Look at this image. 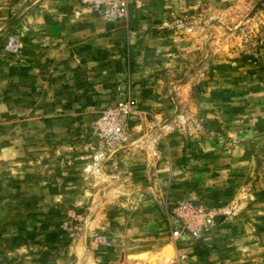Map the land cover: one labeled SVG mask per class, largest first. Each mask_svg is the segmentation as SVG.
I'll list each match as a JSON object with an SVG mask.
<instances>
[{
	"label": "rangeland",
	"instance_id": "rangeland-1",
	"mask_svg": "<svg viewBox=\"0 0 264 264\" xmlns=\"http://www.w3.org/2000/svg\"><path fill=\"white\" fill-rule=\"evenodd\" d=\"M41 2L0 0V264H264V0H129L117 21L77 0L110 32L58 67L23 27ZM181 201L215 214L195 241L171 237Z\"/></svg>",
	"mask_w": 264,
	"mask_h": 264
},
{
	"label": "crops",
	"instance_id": "crops-1",
	"mask_svg": "<svg viewBox=\"0 0 264 264\" xmlns=\"http://www.w3.org/2000/svg\"><path fill=\"white\" fill-rule=\"evenodd\" d=\"M41 3L42 9H37L35 13L29 10L25 13L24 19H22L25 21L27 19L30 20L23 26L26 31L40 34L41 39L38 43L36 39L37 47H35V43L32 46L29 45L37 50V64L43 65L40 59L44 55L47 60L52 59L57 67L67 65L68 56L79 59L83 66L90 64V61L95 62V57L91 54L93 40L101 41V35L106 37L110 32L109 26L101 27L98 24H93L97 22H91L92 17L83 14L87 12L79 8L76 9L78 7L76 4L77 0H42ZM43 6L45 7L43 8ZM94 17L97 20L96 18L98 17ZM20 25H23L22 21ZM29 46H26L23 53L29 52L27 49ZM76 50L78 53L75 52ZM48 56H51V58H48ZM28 67H31L30 63ZM31 81H36L35 84L37 85L38 78H34ZM61 85L62 87H68V84ZM52 86L54 88L53 84Z\"/></svg>",
	"mask_w": 264,
	"mask_h": 264
},
{
	"label": "built area",
	"instance_id": "built-area-1",
	"mask_svg": "<svg viewBox=\"0 0 264 264\" xmlns=\"http://www.w3.org/2000/svg\"><path fill=\"white\" fill-rule=\"evenodd\" d=\"M90 10L101 13L109 21L124 19L129 11V0H81ZM19 41L11 36L6 47L11 52L18 51ZM134 99H122L112 107L102 111L99 127L105 137L120 139L125 133V117L134 107ZM215 224V214L208 207L194 201H181L168 215L171 237L177 241H195Z\"/></svg>",
	"mask_w": 264,
	"mask_h": 264
},
{
	"label": "bare ground",
	"instance_id": "bare-ground-1",
	"mask_svg": "<svg viewBox=\"0 0 264 264\" xmlns=\"http://www.w3.org/2000/svg\"><path fill=\"white\" fill-rule=\"evenodd\" d=\"M176 254V246L173 243L165 245L163 248H161L159 257H161L164 260H169L171 256Z\"/></svg>",
	"mask_w": 264,
	"mask_h": 264
}]
</instances>
